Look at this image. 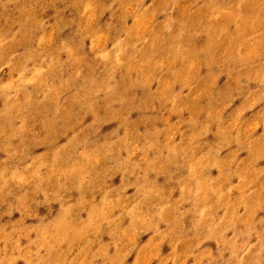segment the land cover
<instances>
[{
    "label": "rangeland",
    "instance_id": "374dc122",
    "mask_svg": "<svg viewBox=\"0 0 264 264\" xmlns=\"http://www.w3.org/2000/svg\"><path fill=\"white\" fill-rule=\"evenodd\" d=\"M0 264H264V0H0Z\"/></svg>",
    "mask_w": 264,
    "mask_h": 264
}]
</instances>
